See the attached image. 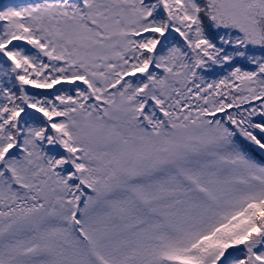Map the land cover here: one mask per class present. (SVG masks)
<instances>
[{"label":"snow or ice","instance_id":"snow-or-ice-1","mask_svg":"<svg viewBox=\"0 0 264 264\" xmlns=\"http://www.w3.org/2000/svg\"><path fill=\"white\" fill-rule=\"evenodd\" d=\"M0 264H264V0H0Z\"/></svg>","mask_w":264,"mask_h":264}]
</instances>
